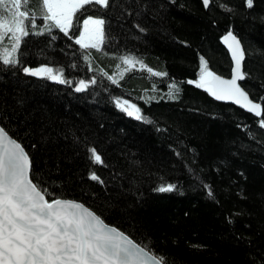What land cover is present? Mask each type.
Returning a JSON list of instances; mask_svg holds the SVG:
<instances>
[{"label":"trees","instance_id":"trees-1","mask_svg":"<svg viewBox=\"0 0 264 264\" xmlns=\"http://www.w3.org/2000/svg\"><path fill=\"white\" fill-rule=\"evenodd\" d=\"M225 2L236 6L235 13L221 9L220 0H212L208 9L202 0H149L148 10L138 18L147 32L135 28L134 13L120 15L121 5L135 7V0H111L114 7L106 10L85 6L81 19L86 14L108 18L105 52L90 50L94 69L118 72V56L107 52L127 51L167 71V77H155L137 66L113 84L99 71H89L82 54L76 55L82 51L79 45L59 30H54L59 39L52 47L47 34L25 38V59L33 65H64L66 74L77 80L95 74L96 85L77 92L72 85L22 70L0 71V115L10 118L0 122L13 133L19 129L26 145L41 134L49 136L43 151L36 152V161L57 182L58 191L103 212L108 222L132 233L138 242L151 241L170 264H264V129L255 114L188 83V78H196L200 54L214 71L230 74L231 60L220 36L231 26L248 51L244 69L250 76L242 86L254 99L264 96V0H255L251 9L243 0ZM39 4L30 0L32 8ZM153 9L158 11L154 14ZM42 22L38 17L37 23ZM41 49L46 50L43 57ZM74 56L78 67L72 64ZM172 78L182 89L177 100L162 95ZM154 83L162 91L153 93ZM150 94L160 98L151 103L140 99ZM114 95L138 103L151 120L129 117L115 107ZM242 124L250 126L252 136ZM29 128L33 135H25ZM75 136L94 144L105 164L90 163ZM89 170H96L106 183L93 181ZM161 182L176 183L178 190L154 191ZM203 183L211 184L215 199L206 194ZM114 205L118 207L109 211ZM230 213L233 222L227 219Z\"/></svg>","mask_w":264,"mask_h":264},{"label":"snow or ice","instance_id":"snow-or-ice-1","mask_svg":"<svg viewBox=\"0 0 264 264\" xmlns=\"http://www.w3.org/2000/svg\"><path fill=\"white\" fill-rule=\"evenodd\" d=\"M211 2L212 0H202L203 7L208 9ZM243 3L251 9L255 0H243ZM97 5L105 10L113 6L111 0H40L39 7L32 8L30 0H0V71L22 70L23 73L38 78L72 85L77 92L96 85L99 77L95 74L90 78L80 77L77 80L66 74L64 65L55 62L33 65L25 59L26 54L22 52L25 38L47 34L51 37L48 47H52V41L59 39L54 30H59L66 38L79 45L82 51L76 55L82 54L87 69L93 73L99 71L113 84H119L124 74L137 66L147 69L155 77H167V71L150 67L143 59L127 51L122 54L107 52V55L118 56V72L110 74L103 68H93L90 50L105 52V42L109 39L108 18L104 14H86L81 19V14L85 11V6ZM219 7L230 13L237 10L235 5L226 3L225 0H220ZM121 8L122 17L125 13L128 16L134 13L137 17L133 20L135 28L140 32H147L148 29L138 22V18L148 10L149 0H135V7L122 4ZM159 8L163 9L164 5L161 4ZM157 11L153 9L154 14ZM38 17L42 19V24L37 23ZM215 23L213 20V24ZM220 40L230 53V75L214 71L205 55L200 54L196 78H188V83L206 90L216 100L234 102L255 114L258 126L264 129V96L259 100L254 99L241 83L250 76L244 69L248 51L231 26L220 36ZM67 47L72 49L73 45L68 44ZM39 55L45 56L46 50H39ZM72 64L78 67L75 56ZM151 91L156 93L162 90L154 83ZM180 91L182 89L179 83L172 78L167 91L162 92V95L164 99L177 100L180 98L177 95ZM158 98L160 97L156 95L140 97L148 103ZM111 100L116 108L129 117L151 120L133 100L122 95H114ZM0 121L10 122V118L0 115ZM241 126L249 130V136L253 135L248 124ZM33 134L31 128L25 133ZM75 140L85 146L90 163L105 164L101 152L94 144H88L86 137L81 140L75 136ZM48 141L49 136L41 134L39 140L26 145L19 135V129L13 133L7 124L0 122V264H170L165 254L151 247V241L148 244L138 242L132 233L116 223L108 222L103 212L58 191L55 187L57 182L50 178L46 168L42 171L36 161V152L43 151ZM54 171L58 173L59 167ZM88 176L101 185L106 183L96 170H89ZM203 187L210 198H216L211 184L203 183ZM173 190H178L177 184L173 182H161L154 189L159 192ZM238 191L241 196L245 195L242 189ZM92 195L96 196V193L93 192ZM216 202L219 203V200ZM115 207L118 205L108 210L114 211ZM236 214L239 215V212ZM227 219L233 222V214L230 213ZM238 238L244 239L239 234ZM247 242L251 244V238Z\"/></svg>","mask_w":264,"mask_h":264},{"label":"water","instance_id":"water-1","mask_svg":"<svg viewBox=\"0 0 264 264\" xmlns=\"http://www.w3.org/2000/svg\"><path fill=\"white\" fill-rule=\"evenodd\" d=\"M221 41V40H220ZM221 44L225 47V49L227 50V47H226V45H224L223 44V42L221 41ZM227 52H228V50H227ZM228 55H229V58H230V60H231V57H230V53L228 52ZM230 75V74H229ZM226 76H228V75H226ZM223 102H228V103H231V104H234L235 105V103L234 102H231V101H223ZM235 106H237V107H239V108H241V109H243L241 106H239V105H235ZM243 110H245V109H243ZM245 111H247V110H245ZM249 112V111H248Z\"/></svg>","mask_w":264,"mask_h":264},{"label":"rangeland","instance_id":"rangeland-1","mask_svg":"<svg viewBox=\"0 0 264 264\" xmlns=\"http://www.w3.org/2000/svg\"><path fill=\"white\" fill-rule=\"evenodd\" d=\"M151 95V94H150Z\"/></svg>","mask_w":264,"mask_h":264}]
</instances>
